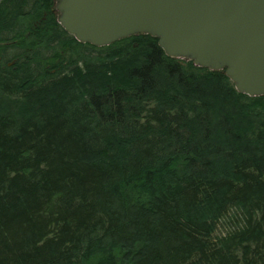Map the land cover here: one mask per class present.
I'll list each match as a JSON object with an SVG mask.
<instances>
[{"label": "trees", "instance_id": "16d2710c", "mask_svg": "<svg viewBox=\"0 0 264 264\" xmlns=\"http://www.w3.org/2000/svg\"><path fill=\"white\" fill-rule=\"evenodd\" d=\"M54 4L0 1V264H264V96Z\"/></svg>", "mask_w": 264, "mask_h": 264}, {"label": "water", "instance_id": "95a60500", "mask_svg": "<svg viewBox=\"0 0 264 264\" xmlns=\"http://www.w3.org/2000/svg\"><path fill=\"white\" fill-rule=\"evenodd\" d=\"M54 2L56 20L80 42L149 34L166 55L223 70L238 92L264 96V0Z\"/></svg>", "mask_w": 264, "mask_h": 264}, {"label": "rangeland", "instance_id": "374dc122", "mask_svg": "<svg viewBox=\"0 0 264 264\" xmlns=\"http://www.w3.org/2000/svg\"><path fill=\"white\" fill-rule=\"evenodd\" d=\"M18 109L16 108V110H14V111H17Z\"/></svg>", "mask_w": 264, "mask_h": 264}]
</instances>
